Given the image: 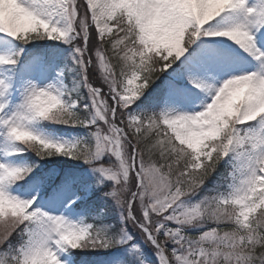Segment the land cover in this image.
Listing matches in <instances>:
<instances>
[{
    "label": "snow or ice",
    "instance_id": "1",
    "mask_svg": "<svg viewBox=\"0 0 264 264\" xmlns=\"http://www.w3.org/2000/svg\"><path fill=\"white\" fill-rule=\"evenodd\" d=\"M0 264H264V0H0Z\"/></svg>",
    "mask_w": 264,
    "mask_h": 264
}]
</instances>
